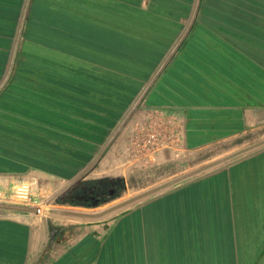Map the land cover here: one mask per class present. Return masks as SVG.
Returning <instances> with one entry per match:
<instances>
[{
	"label": "crops",
	"instance_id": "1",
	"mask_svg": "<svg viewBox=\"0 0 264 264\" xmlns=\"http://www.w3.org/2000/svg\"><path fill=\"white\" fill-rule=\"evenodd\" d=\"M172 51L142 99L170 113L156 156L229 145L237 157L108 221L51 218L71 230L49 246L46 218L0 209V264H264V0H30L0 90V191H62ZM139 104L90 179L137 163Z\"/></svg>",
	"mask_w": 264,
	"mask_h": 264
},
{
	"label": "rangeland",
	"instance_id": "2",
	"mask_svg": "<svg viewBox=\"0 0 264 264\" xmlns=\"http://www.w3.org/2000/svg\"><path fill=\"white\" fill-rule=\"evenodd\" d=\"M147 84L148 81H145L141 85H133V103L137 100ZM150 104L151 103H148L149 106H151ZM139 108L141 111L146 110V116L144 120L142 119L135 125L134 131L132 132L133 143H131V149L137 157V163L134 162L128 164L126 167L127 170L123 176H108L124 178V188L120 192V196L96 208L86 209L82 206L58 203L57 199H54V197L61 190L56 194H51L50 191L45 194L40 191V189H37V194H32L33 204L32 206H29H40L42 212L34 213V215H37V217L40 218H46L48 224L51 225H53L51 218L76 221L75 223L78 224L89 221L97 222L102 218H107L106 221H108V219H113L114 216H117L120 212L137 205L150 197L163 193L174 185L228 165L238 155V152L231 149V147H228V145L223 148L212 147L202 150H179V155L173 160H170V156L167 155H165L163 159L160 157L158 158L156 155L159 151L168 149L166 145L167 141H170V133L167 118L170 116V113L165 110L154 109L152 111L151 109H147L144 106V100L140 102ZM157 128L163 130L166 134L162 143L152 147L150 140L152 135L157 132ZM91 165L92 162L87 164L83 171ZM203 168L206 169L202 170ZM199 170L202 171L193 174ZM78 175H76V177ZM88 180L91 179L87 173L82 181ZM70 182L71 181H66L64 183L68 185ZM0 203L23 205L14 202L11 198H6L4 200L0 199ZM69 226L72 227L71 225ZM70 230L71 228L69 231H66L63 236L65 237L68 235Z\"/></svg>",
	"mask_w": 264,
	"mask_h": 264
},
{
	"label": "trees",
	"instance_id": "3",
	"mask_svg": "<svg viewBox=\"0 0 264 264\" xmlns=\"http://www.w3.org/2000/svg\"><path fill=\"white\" fill-rule=\"evenodd\" d=\"M23 7V0H0V82L4 77L5 71L8 67L9 59L11 56L13 43L16 36L17 27L19 24V19L21 16V11ZM160 56L162 53H159ZM114 85H107V87L114 89ZM102 87H96L94 91L95 101L102 104H107L103 101L105 91H99ZM123 87H119V91H122ZM115 90V89H114ZM129 93V90L126 91ZM152 103V102H149ZM68 148L64 147V150ZM70 150H68L69 152ZM67 152V151H64ZM71 152V151H70ZM83 163L79 162L76 165L71 164V167L74 169L75 167L82 166ZM68 166V165H67ZM65 173V172H64ZM83 185L98 186L102 187L100 193V200L97 201H87V202H66L59 201L60 204H70L72 206H82V207H97L104 203L111 201L112 199L119 197L120 192L123 190L124 178L121 177H102L98 179H91L88 181H82ZM80 187V186H79ZM78 187V190H79ZM49 225V242L48 246L52 245L54 242L58 240H62L64 233H62L64 227H56L54 225ZM45 251V249H44Z\"/></svg>",
	"mask_w": 264,
	"mask_h": 264
},
{
	"label": "water",
	"instance_id": "4",
	"mask_svg": "<svg viewBox=\"0 0 264 264\" xmlns=\"http://www.w3.org/2000/svg\"><path fill=\"white\" fill-rule=\"evenodd\" d=\"M29 1L30 0H26L25 1V5H24V8H23V12H22V16H21V19H20L19 27H18V30H17V33H16L15 41H14L13 48H12V52H11V56H10V59H9L8 67H7L6 73H5L2 81L0 82V90L5 85V83L7 82L8 78H9V76L11 74L12 68H13V64H14V60H15V57H16V53H17V48H18L20 36H21V31H22V28H23V24H24V20H25V17H26L27 8H28V5H29ZM173 52L174 51H172L168 55V57L164 60V62L160 65V67L156 71L155 75L151 78L150 82L147 84V86L145 87V89L142 91V93L140 94V96L138 97V99L136 100V102L134 103V105L132 106V108L128 111V113L126 114V116L122 120V122L119 125V127L113 133L111 139L105 144V146L102 149V152L97 157V159L94 161V163H92L91 166H89L88 168H86L75 179H73L70 182L69 185H67L62 191H60L54 197V199H57L58 196L62 192H64L65 190L69 189L71 186L76 185V184L82 182L84 176L89 172V170L93 167V165L96 163V161L101 157V155L103 154V152L108 148V146L110 145V142L112 141V139L114 138V136L119 132V130L124 125V123L127 121V119L130 117V115L132 114V112L137 109L138 104L143 99V97L145 96V94L147 93V91L149 90V88L151 87L152 83L155 81L156 77L163 70V68L165 67L168 59L170 58V56L172 55ZM204 169H206V168H203L202 170H204ZM202 170L196 171L193 174H197V173L201 172ZM0 209L9 210V211H17V212L38 213V208H36V207H30V206H24V205H14V204H7V203H0ZM44 223H45V226H46V241H45V243H46L49 240L50 233H49V226H48V223H47V220L46 219L44 220Z\"/></svg>",
	"mask_w": 264,
	"mask_h": 264
},
{
	"label": "built area",
	"instance_id": "5",
	"mask_svg": "<svg viewBox=\"0 0 264 264\" xmlns=\"http://www.w3.org/2000/svg\"><path fill=\"white\" fill-rule=\"evenodd\" d=\"M152 137H151V144L152 147H155L157 144L162 143L165 132L159 128H157ZM6 198H11L14 200V202L21 203L24 206H32V189L31 186L27 183H21L19 184L12 192H5V191H0V199L4 200ZM38 208V213L42 212V208L40 206H37Z\"/></svg>",
	"mask_w": 264,
	"mask_h": 264
},
{
	"label": "flooded vegetation",
	"instance_id": "6",
	"mask_svg": "<svg viewBox=\"0 0 264 264\" xmlns=\"http://www.w3.org/2000/svg\"><path fill=\"white\" fill-rule=\"evenodd\" d=\"M80 186V187H79ZM79 187V190H78ZM102 187L83 185V183H78L71 186L69 189L65 190L58 196L59 201L66 202H87V201H97L100 200V193Z\"/></svg>",
	"mask_w": 264,
	"mask_h": 264
}]
</instances>
